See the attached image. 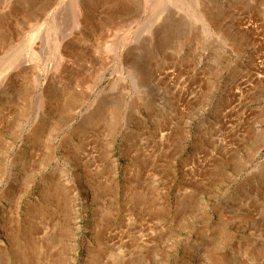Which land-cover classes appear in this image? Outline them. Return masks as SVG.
Masks as SVG:
<instances>
[{"label": "rangeland", "instance_id": "374dc122", "mask_svg": "<svg viewBox=\"0 0 264 264\" xmlns=\"http://www.w3.org/2000/svg\"><path fill=\"white\" fill-rule=\"evenodd\" d=\"M0 264H264V0H0Z\"/></svg>", "mask_w": 264, "mask_h": 264}]
</instances>
